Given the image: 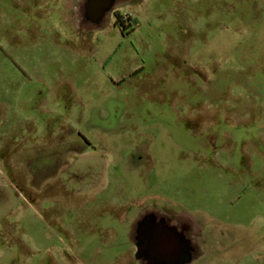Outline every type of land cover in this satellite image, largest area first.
Listing matches in <instances>:
<instances>
[{
  "label": "rangeland",
  "instance_id": "obj_1",
  "mask_svg": "<svg viewBox=\"0 0 264 264\" xmlns=\"http://www.w3.org/2000/svg\"><path fill=\"white\" fill-rule=\"evenodd\" d=\"M0 264H264V0H0Z\"/></svg>",
  "mask_w": 264,
  "mask_h": 264
},
{
  "label": "trees",
  "instance_id": "obj_2",
  "mask_svg": "<svg viewBox=\"0 0 264 264\" xmlns=\"http://www.w3.org/2000/svg\"><path fill=\"white\" fill-rule=\"evenodd\" d=\"M122 17L120 16V15H117V17H116V25L118 26V25H120L119 23H120V19H121Z\"/></svg>",
  "mask_w": 264,
  "mask_h": 264
},
{
  "label": "crops",
  "instance_id": "obj_3",
  "mask_svg": "<svg viewBox=\"0 0 264 264\" xmlns=\"http://www.w3.org/2000/svg\"><path fill=\"white\" fill-rule=\"evenodd\" d=\"M49 114H50V113H49ZM62 133H64V135L67 134L66 132H62Z\"/></svg>",
  "mask_w": 264,
  "mask_h": 264
}]
</instances>
